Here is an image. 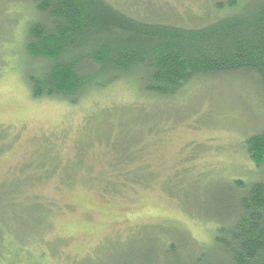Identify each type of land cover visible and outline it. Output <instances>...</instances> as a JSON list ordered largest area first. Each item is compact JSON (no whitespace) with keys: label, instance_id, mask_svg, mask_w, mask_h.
I'll return each mask as SVG.
<instances>
[{"label":"rangeland","instance_id":"rangeland-1","mask_svg":"<svg viewBox=\"0 0 264 264\" xmlns=\"http://www.w3.org/2000/svg\"><path fill=\"white\" fill-rule=\"evenodd\" d=\"M106 1L185 27L232 11L216 8L229 0ZM37 17L30 0H0V264L218 263V225L205 207L214 186L264 181L245 145L264 131V94L247 77L227 75L194 79L171 99L148 98L132 74L77 104L37 100L27 77L41 64L25 53ZM129 132L144 139L136 166L159 178L104 196V185L86 179L108 172L110 144ZM65 174L75 183L63 186ZM31 176L40 180L17 192ZM175 177L181 200L163 188ZM170 242L177 246L165 258Z\"/></svg>","mask_w":264,"mask_h":264},{"label":"trees","instance_id":"trees-1","mask_svg":"<svg viewBox=\"0 0 264 264\" xmlns=\"http://www.w3.org/2000/svg\"><path fill=\"white\" fill-rule=\"evenodd\" d=\"M30 1L38 17L27 30L25 53L41 65L39 72H29L27 84L37 100L77 104L94 87H108L132 74L139 77L140 92L148 98L171 99L194 79L227 75L247 77L264 94V0L219 2L218 10L232 11L200 27L143 20L106 0ZM130 135L125 143L110 144L108 172L86 179L104 185V196L142 184L151 187L159 178L147 166H136L144 139L136 134L131 140ZM245 145L264 174V131ZM65 175L63 186L75 183L76 177ZM37 178L31 176L15 190L26 189ZM168 181L174 183L166 182L164 191L181 200L183 182L176 177ZM210 192L214 196L204 218L218 225L213 246L219 260L213 264H264V181L234 180ZM176 246L169 243L165 258Z\"/></svg>","mask_w":264,"mask_h":264}]
</instances>
